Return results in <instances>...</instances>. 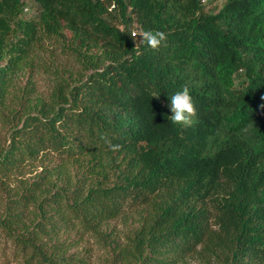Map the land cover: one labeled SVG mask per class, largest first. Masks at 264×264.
Instances as JSON below:
<instances>
[{
  "label": "trees",
  "instance_id": "1",
  "mask_svg": "<svg viewBox=\"0 0 264 264\" xmlns=\"http://www.w3.org/2000/svg\"><path fill=\"white\" fill-rule=\"evenodd\" d=\"M217 1L0 0L18 264H91L86 236L103 264H264V0ZM184 86L191 126L169 119Z\"/></svg>",
  "mask_w": 264,
  "mask_h": 264
},
{
  "label": "clouds",
  "instance_id": "2",
  "mask_svg": "<svg viewBox=\"0 0 264 264\" xmlns=\"http://www.w3.org/2000/svg\"><path fill=\"white\" fill-rule=\"evenodd\" d=\"M132 35L139 36L141 42L153 50H157L161 46H166L167 35L162 31L141 29L138 33L134 32ZM170 100L171 103L169 107L172 114L169 116V119L171 122L174 125L191 126L193 118L196 116V108L192 101L189 88L184 86L182 91L173 94ZM114 147L118 148L119 146Z\"/></svg>",
  "mask_w": 264,
  "mask_h": 264
},
{
  "label": "rangeland",
  "instance_id": "3",
  "mask_svg": "<svg viewBox=\"0 0 264 264\" xmlns=\"http://www.w3.org/2000/svg\"><path fill=\"white\" fill-rule=\"evenodd\" d=\"M223 0H218L216 4L220 5ZM9 246V245H8ZM8 246L4 244L3 239L0 238V264H18L17 260H14L8 252ZM88 250L86 257L89 258L91 264H103V261L107 257L105 252L101 250L96 244L93 238L88 236L84 237L79 244L77 251L83 256ZM5 254L7 255L5 257Z\"/></svg>",
  "mask_w": 264,
  "mask_h": 264
},
{
  "label": "built area",
  "instance_id": "4",
  "mask_svg": "<svg viewBox=\"0 0 264 264\" xmlns=\"http://www.w3.org/2000/svg\"><path fill=\"white\" fill-rule=\"evenodd\" d=\"M133 33H134V32H133ZM133 33H132V34H133Z\"/></svg>",
  "mask_w": 264,
  "mask_h": 264
}]
</instances>
